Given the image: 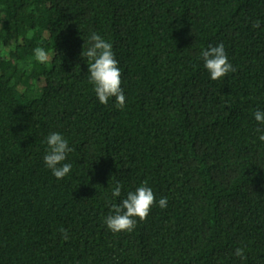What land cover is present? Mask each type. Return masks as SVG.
<instances>
[{
  "label": "trees",
  "instance_id": "16d2710c",
  "mask_svg": "<svg viewBox=\"0 0 264 264\" xmlns=\"http://www.w3.org/2000/svg\"><path fill=\"white\" fill-rule=\"evenodd\" d=\"M92 32L113 46L123 109L89 83ZM221 42L236 71L212 80L200 53ZM256 110L264 0H0V264H264ZM53 132L73 149L62 179L43 160ZM144 181L167 207L109 230Z\"/></svg>",
  "mask_w": 264,
  "mask_h": 264
},
{
  "label": "clouds",
  "instance_id": "9594fccd",
  "mask_svg": "<svg viewBox=\"0 0 264 264\" xmlns=\"http://www.w3.org/2000/svg\"><path fill=\"white\" fill-rule=\"evenodd\" d=\"M258 23H254L253 27H258ZM87 60V72L89 73V83L93 85L94 92L98 101L101 104H107L110 98H114L115 106L123 109L126 103V97L121 88V70L118 67V61L113 52V46L106 41L101 35L92 32L88 37V46L82 49L80 54ZM204 67L210 73L212 80H218L225 77L230 72H235L236 69L228 60L224 44L221 42L215 46L209 45L208 48L202 49L200 53ZM35 59L40 63H47L53 56L42 47L34 49ZM256 121L264 124V111L256 110L254 112ZM258 132L261 129H257ZM264 141V132L258 137ZM47 149L43 157L45 165L51 169L52 174L57 179L64 178L71 172L72 165L64 163L67 153L73 149L69 147L68 140L60 133H50L46 138ZM147 181H144L134 191H129L125 198L120 202L111 205L110 214L104 218V223L112 232H132L137 225V219L144 221L154 204L159 208L167 207L168 198L161 197L158 201L153 193V190L146 186ZM122 184L117 181L112 187L111 196L117 198L121 196ZM63 238L68 239L67 230L59 229ZM233 255L245 260V250L237 247Z\"/></svg>",
  "mask_w": 264,
  "mask_h": 264
}]
</instances>
